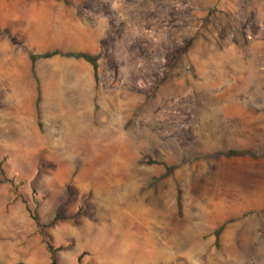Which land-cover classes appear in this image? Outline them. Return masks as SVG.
I'll use <instances>...</instances> for the list:
<instances>
[{
    "label": "rangeland",
    "instance_id": "rangeland-1",
    "mask_svg": "<svg viewBox=\"0 0 264 264\" xmlns=\"http://www.w3.org/2000/svg\"><path fill=\"white\" fill-rule=\"evenodd\" d=\"M62 1L97 81L76 121L48 113L69 142L0 144L6 264H50L47 242L57 264H264V0Z\"/></svg>",
    "mask_w": 264,
    "mask_h": 264
},
{
    "label": "crops",
    "instance_id": "crops-1",
    "mask_svg": "<svg viewBox=\"0 0 264 264\" xmlns=\"http://www.w3.org/2000/svg\"><path fill=\"white\" fill-rule=\"evenodd\" d=\"M79 25L77 8L62 0H0V144L39 150L77 136L71 121L46 120L50 111H72L76 121L79 101L94 95L93 66L71 55L93 52V33ZM53 52L60 54L45 56ZM262 189L246 196V209L264 210ZM247 238V251H257L255 237Z\"/></svg>",
    "mask_w": 264,
    "mask_h": 264
},
{
    "label": "trees",
    "instance_id": "trees-1",
    "mask_svg": "<svg viewBox=\"0 0 264 264\" xmlns=\"http://www.w3.org/2000/svg\"><path fill=\"white\" fill-rule=\"evenodd\" d=\"M56 54H60V53L59 52L47 53L45 56L49 57V56L56 55ZM71 55L74 56L75 58H82V59L86 60L87 62L91 63V65L93 66V69H94V73H95V81H97V65L95 62V57H93L87 53H75V54H71ZM217 156H223L225 158L249 156V157L255 158V157H257V154L250 151V150L230 149V150H227L225 152L218 153ZM30 217L34 221L35 226L38 229L51 227L55 224V222H57L58 220L63 218V217H61V215L59 213H55L54 217L50 221H48L46 224H42L39 222V220L35 214L30 213ZM219 232H220V229L215 231L214 235L216 238L218 237ZM46 246H47L49 256H50V264H57L55 257H54V253H55V251L61 250L62 247L54 248L52 246V244H50L48 242H47ZM81 258H82V255H79L77 258L78 264H80Z\"/></svg>",
    "mask_w": 264,
    "mask_h": 264
},
{
    "label": "bare ground",
    "instance_id": "bare-ground-1",
    "mask_svg": "<svg viewBox=\"0 0 264 264\" xmlns=\"http://www.w3.org/2000/svg\"><path fill=\"white\" fill-rule=\"evenodd\" d=\"M6 256H7L6 253H0V260L3 261L5 264L8 263V261L6 260V258H7ZM158 257H161V256H158ZM158 259H157V262H158ZM152 260H154V259H152Z\"/></svg>",
    "mask_w": 264,
    "mask_h": 264
}]
</instances>
